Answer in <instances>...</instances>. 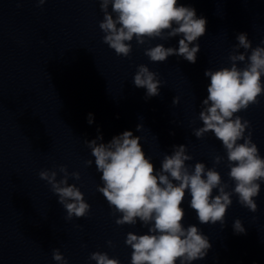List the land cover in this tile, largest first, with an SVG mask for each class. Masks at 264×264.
Instances as JSON below:
<instances>
[{
  "label": "clouds",
  "instance_id": "9594fccd",
  "mask_svg": "<svg viewBox=\"0 0 264 264\" xmlns=\"http://www.w3.org/2000/svg\"><path fill=\"white\" fill-rule=\"evenodd\" d=\"M45 2L37 0L38 6ZM99 2L104 14L99 23L104 33L102 40L117 56H130L134 38L138 45H144L157 38L181 37L178 47L158 44L145 49V55L152 62L179 56L189 63H196L200 52L197 41L207 32V19L198 17L194 7L184 6L178 0ZM236 40L238 43L229 55L231 66L204 72L210 83L198 117L203 126L194 129L197 138L212 132L222 142L230 169L228 175L235 185L232 191H227L229 185L222 180L215 166L206 168L202 162L195 163L194 167L186 164L193 157L187 154L184 144L173 145L172 153L164 155L157 171L143 150L141 137L134 136L132 131L126 130L107 143L102 142V134L96 139L85 140L95 158L96 170L102 174L103 186L98 185L97 191L105 197L112 214H119L115 223L135 225L139 221L148 229L145 234L127 233L125 243L132 249L131 264H177V261L193 264L207 257L212 248L208 237L197 226L185 228L183 224L182 203L186 193L191 197L189 206L201 224L224 225L233 194L238 196L242 206L253 213L257 211L254 198L259 195L261 182H264V157L252 141V133L248 131L245 135L250 122L237 113L259 103V97L264 95V46L253 48L245 32L238 33ZM249 50L250 55H247ZM238 62L246 63L241 68ZM133 84L136 88L146 89V99L160 95L162 81L158 73L150 71L144 64L138 65ZM172 102L178 104L179 97H174ZM93 122V114L89 113L88 123ZM142 128L143 125L138 124L136 130ZM223 160L220 155L213 157L214 165ZM92 163V160L85 161L86 166ZM58 174H61L60 179H57ZM70 177L79 180L80 173H69L65 165L39 172V178L50 185L69 220L73 216L85 217L90 210L80 189L75 184H68ZM214 189L218 194L213 195ZM232 227L236 234H246L241 220L236 219ZM108 244L112 246L111 241ZM89 258L96 264H120L118 259L109 258L102 252H93ZM53 259L59 264H67L58 249L53 251Z\"/></svg>",
  "mask_w": 264,
  "mask_h": 264
}]
</instances>
